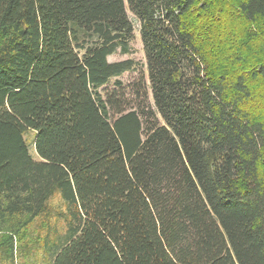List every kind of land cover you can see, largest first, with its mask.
Listing matches in <instances>:
<instances>
[{"label":"trees","instance_id":"1","mask_svg":"<svg viewBox=\"0 0 264 264\" xmlns=\"http://www.w3.org/2000/svg\"><path fill=\"white\" fill-rule=\"evenodd\" d=\"M229 1L264 22V0ZM226 3L0 0V228L58 194L52 264H264V60L234 51ZM127 9L131 103L107 88L134 68L107 59L129 50Z\"/></svg>","mask_w":264,"mask_h":264},{"label":"rangeland","instance_id":"2","mask_svg":"<svg viewBox=\"0 0 264 264\" xmlns=\"http://www.w3.org/2000/svg\"><path fill=\"white\" fill-rule=\"evenodd\" d=\"M225 1L227 2L226 17L236 31V38L234 37L231 42L234 46L236 42L234 51L240 49L239 53L249 52L256 58V61L264 60V22L260 20L252 24L242 21L236 14L235 6L229 0ZM127 15L133 25V38L128 44L129 50L123 53L117 49L107 59L110 62L131 59L134 68L113 77L107 88L116 86L115 81L121 82L125 93L124 99L131 103L133 99L135 100L131 89L138 81L140 72L145 71L146 59L139 34V21L128 9ZM252 87L254 96L251 108L264 118V79L257 77ZM24 139L31 156L38 159L33 146L34 131H26ZM48 207L52 212L50 216L43 214L32 219H28L27 216L11 217L3 222L0 228V264H52L53 242L60 243L61 237L56 235H61L66 230L65 220L55 215L57 211L64 212L66 205L60 196L55 194L49 200ZM3 248L7 251L2 252ZM9 249L13 251L11 257L8 253Z\"/></svg>","mask_w":264,"mask_h":264}]
</instances>
